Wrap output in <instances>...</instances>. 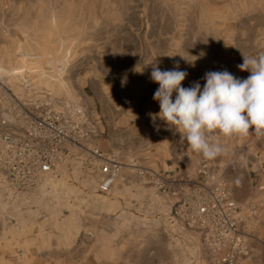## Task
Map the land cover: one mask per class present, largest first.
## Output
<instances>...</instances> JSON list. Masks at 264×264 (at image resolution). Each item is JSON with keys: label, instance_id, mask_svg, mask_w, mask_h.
I'll use <instances>...</instances> for the list:
<instances>
[{"label": "rangeland", "instance_id": "rangeland-1", "mask_svg": "<svg viewBox=\"0 0 264 264\" xmlns=\"http://www.w3.org/2000/svg\"><path fill=\"white\" fill-rule=\"evenodd\" d=\"M26 52L40 55L42 63L53 58L66 65L63 77L57 69L52 72L49 85L87 107L76 81L79 73L96 74L107 81L108 94L117 105L121 73L133 75L131 102L135 106L156 104L155 114L160 111L159 102L143 96L154 87L151 65L156 62L161 70H171L178 62L179 69L188 73L190 86L199 81L201 89L206 72L227 70L241 79L250 75L237 65L243 63L241 53L251 57L264 53V0H0V98L4 95L2 83L10 82L12 70L27 63ZM89 59L92 65H86ZM98 109L96 102L93 110ZM134 110L137 112L109 113L108 124L102 122L103 130H97L91 144L150 169L165 166L166 159L189 149L199 157L185 158L183 169L196 170L205 159L202 154L192 151L163 120L157 117L153 121L149 113ZM132 125L137 128H129ZM211 138L227 148L226 157L221 154L208 160L213 170L228 177L234 172L242 178L248 176L245 165L228 155L235 145L248 138L257 149L264 144V137L258 138L253 130L246 137L229 138L217 132ZM78 152L72 147L67 157H80ZM69 162L70 175L77 179V207L64 215L56 232L45 231L42 225L34 231L0 223V264H202L189 257L190 244L168 237L157 216L137 224L128 213L122 224L106 228L101 213L109 199L97 198L93 180L74 169L77 161ZM123 172L131 173L130 166ZM254 196L251 201L258 211H243L248 251L239 264H264V204ZM109 207L114 211L117 202L111 201Z\"/></svg>", "mask_w": 264, "mask_h": 264}, {"label": "built area", "instance_id": "built-area-1", "mask_svg": "<svg viewBox=\"0 0 264 264\" xmlns=\"http://www.w3.org/2000/svg\"><path fill=\"white\" fill-rule=\"evenodd\" d=\"M25 57L27 63L9 74L11 83H2L0 223L34 231L42 225L45 231L56 232L78 202L70 159L103 195L111 193L125 164L116 152L91 144L97 129L85 103L50 87L54 70L63 77L67 66L53 58L42 63L41 56L33 53L26 52ZM72 147L79 149L80 157H67ZM131 167L173 198L169 219L191 234L194 260L239 264L248 251L243 211L258 208L251 199H236L228 180L213 170L208 159L185 174L163 175L136 163Z\"/></svg>", "mask_w": 264, "mask_h": 264}, {"label": "clouds", "instance_id": "clouds-1", "mask_svg": "<svg viewBox=\"0 0 264 264\" xmlns=\"http://www.w3.org/2000/svg\"><path fill=\"white\" fill-rule=\"evenodd\" d=\"M241 54L243 63L237 67L250 72L246 79L227 70L210 71L203 77L202 89L199 81L188 88L182 86L188 73L179 69L178 62L171 70H161L158 62L151 65V80L159 85L153 99L159 102L160 111L149 116L180 133L190 149L205 159L225 151L219 141L212 140L214 133L246 137L253 130L258 138L264 137V53L256 57Z\"/></svg>", "mask_w": 264, "mask_h": 264}, {"label": "crops", "instance_id": "crops-1", "mask_svg": "<svg viewBox=\"0 0 264 264\" xmlns=\"http://www.w3.org/2000/svg\"><path fill=\"white\" fill-rule=\"evenodd\" d=\"M86 65H92V59H89ZM102 75L103 74H101L100 76ZM76 81L79 89L84 95L83 97H85L83 99H85L88 105L87 109L96 124L97 130H103V121L104 126L108 124L109 120H107V115H109V113H136L137 111L134 110V108L136 107L140 108V111L144 113H154L156 111V108L158 110V105L156 104L148 106L142 103V105L135 106L133 101L131 102V99L134 95V76L128 75V73H125L124 76H122L121 73V77L118 81V87H120L121 89L119 93V105L112 101L111 94H108L111 88L106 89L107 81L102 80L100 77H98V75L95 74L89 76L79 73L76 77ZM150 83L156 88L154 89L153 87L151 89V93H145L143 97L152 98L155 91L159 88L158 83H155L152 80L150 81ZM182 86L185 88L191 87L188 83V80L186 81V78L182 82ZM116 94L117 90H114L113 95L115 96ZM149 94H151V96H149ZM173 97H175V93L173 94ZM96 102L99 104V109L96 112L97 114L93 110ZM135 127L137 128L136 125H132L129 128ZM151 127L155 126L151 125ZM222 146L224 147V145ZM240 146L243 147L239 150ZM235 147L236 148L231 153L227 154L229 155V157H233V160H236L235 158H237V160H240V163L245 165L248 176L242 178L236 175L234 172L228 177L224 176L223 173L219 172V170H216L228 180L232 188L233 195L236 199L241 200L240 198L244 196L249 199H253V196L257 195V197H254L259 199L261 198L260 201L262 202V204H264V144L261 148L257 149L255 147L254 140L248 138L244 143H242V145L237 144L235 145ZM224 149L225 151L220 157H226L225 152L227 148L224 147ZM119 156L121 158V155ZM189 157L193 159V157L199 156H195L189 149H185L184 153H175V156L173 158L166 159L165 166L163 165L159 169L151 170H155L163 175L193 173L195 170L189 167H185L183 169V167L186 165L184 159H190ZM122 161L125 165L130 166L131 173L125 174V172H123L115 183L110 194H98L100 197H97L101 199V196L103 195L109 199V201H106V204H104L105 209L101 213L103 216L104 226L106 228H111L115 225L118 226L122 224L124 222L125 215L128 213L131 215L130 218L132 219V222H135L137 224L147 223L154 216H157V220L161 222L164 228L167 230L168 237L171 240L181 239L186 244L191 245V234L184 232L180 225L172 222L169 219V211L173 202V198L170 195L157 190L149 182L148 175L141 176L132 170L131 163L140 165L138 161L133 159L132 162H129L130 165L123 159ZM128 166H125V168ZM127 182H134V184L128 185L126 184ZM242 193L245 195L241 196ZM111 201L117 202L118 207L114 211L112 210V207H109L111 205ZM188 252L189 257L193 259V256L195 257V255L192 250Z\"/></svg>", "mask_w": 264, "mask_h": 264}]
</instances>
